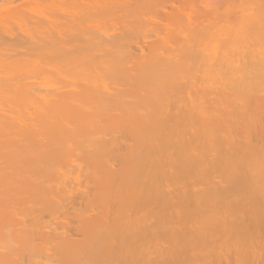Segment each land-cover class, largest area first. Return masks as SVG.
I'll list each match as a JSON object with an SVG mask.
<instances>
[{
    "label": "bare ground",
    "instance_id": "obj_1",
    "mask_svg": "<svg viewBox=\"0 0 264 264\" xmlns=\"http://www.w3.org/2000/svg\"><path fill=\"white\" fill-rule=\"evenodd\" d=\"M0 264H264V0H0Z\"/></svg>",
    "mask_w": 264,
    "mask_h": 264
}]
</instances>
